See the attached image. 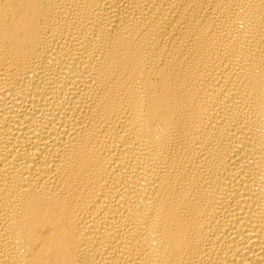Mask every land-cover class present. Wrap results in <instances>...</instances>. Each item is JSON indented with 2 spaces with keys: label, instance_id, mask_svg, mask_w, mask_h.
Instances as JSON below:
<instances>
[{
  "label": "bare ground",
  "instance_id": "6f19581e",
  "mask_svg": "<svg viewBox=\"0 0 264 264\" xmlns=\"http://www.w3.org/2000/svg\"><path fill=\"white\" fill-rule=\"evenodd\" d=\"M0 264H264V0H0Z\"/></svg>",
  "mask_w": 264,
  "mask_h": 264
}]
</instances>
